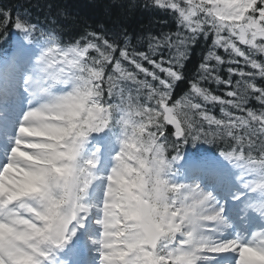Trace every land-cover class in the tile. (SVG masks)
Listing matches in <instances>:
<instances>
[{
    "label": "snow or ice",
    "instance_id": "1",
    "mask_svg": "<svg viewBox=\"0 0 264 264\" xmlns=\"http://www.w3.org/2000/svg\"><path fill=\"white\" fill-rule=\"evenodd\" d=\"M144 7L175 31L0 9V264H264V0Z\"/></svg>",
    "mask_w": 264,
    "mask_h": 264
},
{
    "label": "trees",
    "instance_id": "2",
    "mask_svg": "<svg viewBox=\"0 0 264 264\" xmlns=\"http://www.w3.org/2000/svg\"><path fill=\"white\" fill-rule=\"evenodd\" d=\"M145 3L146 0H0V9L27 10L31 18L41 24L54 18L65 39L78 35L85 27L97 29L103 26L110 32L127 29L134 41L136 37L149 33L159 35L175 31L171 17L145 8ZM205 47L200 44L192 50L191 59L186 64V76L191 77L196 72ZM187 87L186 82H180L175 97L182 95ZM250 106L258 107L254 101ZM215 114L219 115L218 108Z\"/></svg>",
    "mask_w": 264,
    "mask_h": 264
}]
</instances>
